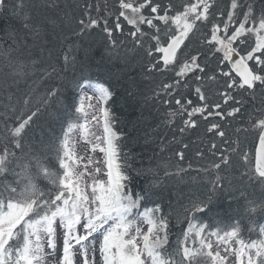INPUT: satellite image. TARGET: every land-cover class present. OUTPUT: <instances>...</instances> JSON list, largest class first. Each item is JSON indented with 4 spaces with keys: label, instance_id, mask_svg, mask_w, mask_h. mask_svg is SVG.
<instances>
[{
    "label": "trees",
    "instance_id": "obj_1",
    "mask_svg": "<svg viewBox=\"0 0 264 264\" xmlns=\"http://www.w3.org/2000/svg\"><path fill=\"white\" fill-rule=\"evenodd\" d=\"M21 2L23 7L16 8ZM153 2L159 3L162 9L170 5L173 13L194 3L192 0ZM236 2L238 7L229 32L243 21L249 5L255 18L264 13V0ZM7 3L10 7L0 13V154L5 148L15 152L16 156L10 157L9 169L19 171L18 160L33 162V171L34 160L58 169L57 148L69 118L66 98L78 97L81 90L76 87L77 83L90 79L112 93L107 107L112 112L113 130L121 137L118 143L122 152L129 156V187L146 195L141 211L145 206L159 205L160 215L168 218L169 248L175 247L177 237L187 227L185 209L193 200L206 199L209 194L213 195V200L205 213L197 214L201 218L197 223L208 224L209 230L238 224L246 242L259 238V228L264 226V210L248 213L247 209L249 201L254 202L253 206L264 202V184L255 173L259 134L258 130H253L258 118L264 115V87L257 86L255 91L228 89L229 78L219 74L220 69L230 70L228 61H223L222 52L216 53L207 43L213 24L221 26L218 35L223 36V24L228 22V12L233 11L232 0H209V20L197 22L196 30L190 33L178 53L177 63L163 71L160 70L162 53L153 49L151 57L147 54V49L155 42L146 36L143 44L138 45V37L130 35L135 29L119 16V0H7ZM144 14L152 15L147 8ZM24 16L29 17L31 31L23 27ZM90 19L97 20L98 26L87 27ZM105 21L111 37L103 30ZM117 23L120 29H116ZM160 26L163 29L164 26ZM252 26L250 20L246 27ZM141 28L145 32L152 31L147 25ZM240 39L248 42L240 45V49L254 45L253 36ZM192 55L198 57L205 72L176 76L179 63ZM157 59L160 64L150 71ZM14 70H21L23 74L16 75ZM196 75L202 78L196 80ZM213 75L216 79H209ZM231 75L238 80L233 73ZM166 84L173 87L165 88ZM197 86L201 87L204 101L195 92ZM51 91L56 95L48 97ZM225 92L233 97L227 103L222 95ZM177 99L182 101L181 105L175 103ZM188 100L192 103L188 104ZM216 104L220 105L218 109ZM193 107H206V110L191 117L196 127H186L187 112ZM233 108L240 111L227 115ZM32 112H36V116L25 129L21 147L16 148L11 129ZM217 112L222 115H216ZM212 124L219 127L209 131ZM221 131L224 136L218 134ZM222 157H228V164L213 168ZM14 179L11 172L5 173L0 177V184ZM38 183L45 190L50 187L42 179ZM207 233L208 230L205 237ZM188 245L193 246L191 239Z\"/></svg>",
    "mask_w": 264,
    "mask_h": 264
},
{
    "label": "snow or ice",
    "instance_id": "obj_2",
    "mask_svg": "<svg viewBox=\"0 0 264 264\" xmlns=\"http://www.w3.org/2000/svg\"><path fill=\"white\" fill-rule=\"evenodd\" d=\"M8 7L10 6L7 0H0V13ZM21 7L22 2L16 5V8ZM210 7L208 0H196V3L184 5L182 11L173 13L170 5L162 9V6L153 0H119V16L135 29L130 35L138 37V45L143 44V38L146 36L155 42L147 49V54L151 57L153 49L162 53L163 67L160 70L163 71L169 65L177 63L178 52L190 33L196 30L197 22L209 20ZM237 7L236 0H232L233 11L228 12V22L223 24V36L218 35L221 26L213 24L211 38L207 43L216 53L222 52L223 61L231 63L230 70L220 69L219 73L222 77L229 78L226 87L255 91L257 86L264 87V13L258 19L255 18L252 6L249 5L243 21L229 32ZM146 8L152 15L144 14ZM28 20V16L23 17V27L31 31L32 26ZM250 20L253 26L246 27ZM141 25H147L152 31L145 32ZM97 26L98 21L95 19H90L87 25ZM115 27L120 29L121 25L117 23ZM103 30L109 37L112 36L107 21ZM36 34L38 35V29ZM249 35L254 37V45L240 49V45L248 43L246 39L240 38ZM13 39L15 40V37ZM64 60L67 64L68 57L65 56ZM249 62H253L251 66ZM159 64L160 60L157 59L156 64L149 70ZM178 67V77H187L190 72H205L195 55L179 63ZM14 71L16 75L23 74L21 70ZM233 72L239 77L238 80L232 78ZM201 78L200 75L195 76L196 80ZM209 79L215 80L216 77L213 75ZM176 83L179 84V81ZM76 87L81 90V94L78 97L66 98L69 118L63 127L57 148L58 169L50 168L40 160H34L33 171V162L20 163L18 160L16 168L19 171H16L15 168L9 169L10 157H15V152L5 148L0 154V177L9 172L15 177L14 181L0 184V264H46V257L55 254L58 239L61 241L62 255L56 260V264H74L76 253L82 257L81 264H96L97 251L101 264H227L231 256L235 257V264H264V226L259 228L258 239L246 242L241 237L238 224L229 228L217 226L215 230H209L208 224L196 222L201 219L197 214L205 213V209L212 202L211 194L207 195L206 199L193 200L185 209L187 227L177 237L175 247L169 248L168 218L160 215L159 205L145 206L141 211V204L146 195L134 192L129 187V156L128 153L122 152L118 143L121 137L113 130L112 112L107 107L112 93L103 84L90 79L78 82ZM164 87L170 89L173 85L166 84ZM85 89L90 90L92 95H88ZM195 92L201 101L206 99L201 87L197 86ZM55 95V91L48 93V97ZM222 95L225 97L224 103L233 99L227 92ZM175 103L181 105L182 101L177 99ZM187 103L191 104L192 101L188 100ZM219 107V104L215 105V108ZM205 110L206 107H193L187 112L189 119L184 121L185 126L196 127L191 117L197 113L202 114ZM239 111V108H233L227 115L233 116ZM215 114L222 115L219 112ZM34 116L36 112H32L18 126L11 129L16 148L21 147L20 140ZM207 118L208 116H204V119ZM101 123L103 135L96 136L89 125ZM218 127L219 125L212 124L209 131ZM253 130H258L259 134L255 173L260 183L264 184V115L258 118ZM76 133H79L85 143L91 144L92 153L97 150L103 153L102 161H93L89 157L85 162L84 156L77 155L76 142L73 139ZM218 134L224 136L222 131ZM90 136L94 137L95 143L89 139ZM180 157L183 159L182 153ZM228 162V157H222L221 161L214 163L212 167L219 169L221 164ZM94 164H102L103 167H93ZM101 173L106 179H97ZM41 179L50 185L47 190L38 183ZM215 188L213 183V192ZM248 203V213H256L258 209L264 210V202L255 206L252 201ZM206 230L207 237L204 235ZM208 237L216 239L213 242ZM190 239L192 247L188 245ZM45 247L50 251L46 252ZM221 249L225 254H222Z\"/></svg>",
    "mask_w": 264,
    "mask_h": 264
},
{
    "label": "rangeland",
    "instance_id": "obj_3",
    "mask_svg": "<svg viewBox=\"0 0 264 264\" xmlns=\"http://www.w3.org/2000/svg\"><path fill=\"white\" fill-rule=\"evenodd\" d=\"M192 1L194 3H196V0H192ZM208 2H209V0H208ZM86 93L88 95H92V92L90 90H88V89L86 90ZM89 127H90L91 131L93 133H95L96 136H102L103 135L102 124H100V125L91 124V125H89ZM73 139L76 142V152H77V155L84 156L85 157V162H86L87 158H89V157H91V159L93 161H96V160L102 161L103 160V153L99 152V150H97L95 153H92L90 151L91 144L85 143L81 139L79 133L74 134ZM89 139L92 141V143H95L96 142L95 139H94V137H92V136H90ZM95 166L103 167L102 164H100V165H95L94 164L93 167H95ZM89 170L91 171V168ZM97 179H106V177L101 173L97 177ZM145 230H146V226H145ZM95 235L98 236V234H95ZM208 238L211 239L213 242L216 239L214 237H208ZM60 243H61V241L58 239V247H57V249L55 251V254L52 255V256L46 257V264H56V260L61 257L62 252H61ZM96 244H97V247H98V245H99V239L96 240ZM213 250L214 251L216 250L215 243H214ZM45 251L46 252H49L50 250L47 249V247H45ZM221 252H222V254H225V253H223V250L222 249H221ZM91 254L92 253H91V250H90L89 251V255L91 256ZM81 259H82L81 255L79 253H76L74 255V264H81ZM96 264H101L100 256H99V252L98 251L96 253ZM227 264H235V257L234 256L229 257V259L227 261Z\"/></svg>",
    "mask_w": 264,
    "mask_h": 264
},
{
    "label": "water",
    "instance_id": "obj_4",
    "mask_svg": "<svg viewBox=\"0 0 264 264\" xmlns=\"http://www.w3.org/2000/svg\"><path fill=\"white\" fill-rule=\"evenodd\" d=\"M183 46V45H182ZM182 46H181V48H182ZM180 48V49H181ZM234 59H238V57H234ZM229 64H230V66H231V63L229 62ZM258 147H259V144H258ZM258 147H257V149H258ZM256 162V161H255Z\"/></svg>",
    "mask_w": 264,
    "mask_h": 264
}]
</instances>
